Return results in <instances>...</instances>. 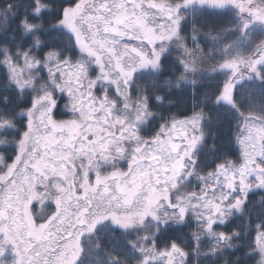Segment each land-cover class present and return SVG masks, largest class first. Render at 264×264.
Returning a JSON list of instances; mask_svg holds the SVG:
<instances>
[{"label":"rangeland","instance_id":"374dc122","mask_svg":"<svg viewBox=\"0 0 264 264\" xmlns=\"http://www.w3.org/2000/svg\"><path fill=\"white\" fill-rule=\"evenodd\" d=\"M89 1L94 0H81L67 8L66 15L80 33L86 48L85 51L77 48L79 60H68L74 71L78 65H83L82 74L76 71L82 88H77L74 83L69 85L66 76L52 77L43 69L29 70L21 61L23 55L12 59L14 65L24 68V79L32 80L31 87L26 86L23 91H33V98L49 95L52 99L44 100L33 110L31 121L25 112L27 125L31 123L32 127L30 130L27 127L26 138L24 133L17 144L14 161L0 167V264H35L36 260L43 264L41 257L51 243L52 234L58 236L57 230L67 227L72 209L78 206L77 200L83 203L85 197H91L93 188L111 185L113 191H132L128 188L132 184L137 193L150 200H159L165 208L167 201L163 197L169 195L173 203L180 201L190 206L198 202L197 197L211 200L215 195L229 191L223 188L222 177L221 185L217 186L218 174L227 171L235 173L238 179L239 170L245 164V150L250 157H257L264 151V133L259 127L264 119L250 116L239 121L237 144L241 159L223 164V169L216 166L206 173L198 170L196 165L204 139V123L201 125L198 115L186 119L171 118L156 137L142 138L140 132L149 114L146 101L133 97L140 93L132 92L131 86L139 74L156 71L151 66L139 68L138 57L150 53L153 43L157 50L164 46L167 51L178 44L179 36L171 42L160 43L161 36L170 35L176 28L172 21L177 17V5H181L178 13L181 17L185 9L202 7L198 3L183 7L184 1L171 5L159 0H134L131 4L123 0H106L109 13L101 23H96L88 18L92 8L86 4ZM240 2L246 8L243 13L235 7L229 8L239 16L242 37L228 47L223 62L259 57V54L247 57L244 48L251 44L253 32H264V20L256 16L258 10L264 14V5L259 0ZM132 4L134 6L130 7ZM60 28L75 41L74 34L66 26ZM261 45L263 42L259 48L264 51ZM181 59L194 61L193 55H179L178 61ZM8 60L6 57L5 66L10 77ZM57 63V60L48 61L50 66ZM130 69H134V76L128 77L125 83L123 72ZM220 72L224 74V81L227 80L228 71ZM242 72L244 82L249 81L246 66H242ZM62 100V111L70 114L68 119L59 121L51 109ZM153 160H159V165H150ZM258 163L264 164V159H258ZM247 179L254 184L256 177L251 175ZM239 187L237 184L233 197L240 194ZM189 211L187 223L197 228L195 235L210 239L212 248H228L205 232L201 223L191 216V208ZM235 214L238 213H232L229 219ZM171 226L176 225L167 227ZM109 228L114 226L106 229ZM137 229L140 238L154 230L151 225ZM88 238L85 235L84 242ZM256 256L257 264H264V257Z\"/></svg>","mask_w":264,"mask_h":264},{"label":"trees","instance_id":"16d2710c","mask_svg":"<svg viewBox=\"0 0 264 264\" xmlns=\"http://www.w3.org/2000/svg\"><path fill=\"white\" fill-rule=\"evenodd\" d=\"M81 0H77L78 4ZM171 5H177L184 0H159ZM19 6V14L26 17L17 27L15 23L6 22L0 16V97L7 96L8 102L0 100V167L12 163L17 155V144L27 129L25 112L31 108L33 91H19L11 82L9 72L5 66V58H18L31 49L30 55L39 58L35 46L36 38H40L57 47H64L56 36L63 41L72 38L61 28H55L60 20L63 10L71 6V0H40L43 7L39 15L33 11V0H11ZM264 5V0H259ZM4 0H0V5ZM182 34L179 35L177 45L169 48L162 58L163 67L156 72L141 73L132 83V92L140 93L133 97H140L146 101L149 119L142 127L140 136L152 139L160 133L161 128L171 118L186 119L195 116L193 111V97L191 81L200 84L199 90L211 89L218 91L224 81L218 65L227 55L228 47L242 37L239 31L240 19L237 12L232 9L220 11L208 8L185 9L182 13ZM26 24L39 25L31 32L24 26ZM197 37L193 41V36ZM251 44L244 48L247 57L261 54L260 44H264V32L258 30L251 34ZM73 44H75L72 38ZM197 49L192 55L196 66L195 72H184L178 61V56H187L184 47ZM198 46L203 48L201 54ZM192 55H188L189 57ZM80 53L71 56L65 48V58L69 61L79 60ZM216 68L215 74L210 70ZM181 74L185 79L180 80ZM155 81V87L150 83ZM264 84L258 80L246 81L237 87L236 98L240 102L239 114L230 106L206 105L203 133L204 139L197 155V168L203 173L212 171L216 166L229 162H238L241 152L237 144L239 121L245 116L264 119L260 109H248V92L255 98ZM147 92V95H145ZM155 95L163 97L162 103H157ZM198 98V97H197ZM59 107L54 111L56 120H65L69 112L62 111L63 100L57 102ZM209 113L211 119L209 120ZM215 144V150L213 145ZM250 200L243 215L235 214L226 225L216 226V231L238 232V237L231 240L233 247L218 249L212 248L210 239L194 235L197 228L193 224L171 226L164 228L157 234L156 243L164 248L175 240L187 253L188 264H257V256L252 253V240L259 231L257 225L264 222V203L259 202V196L264 193H250ZM249 217L251 222H249ZM138 229L123 230L109 228L101 229L98 235L88 238L85 244L84 264H138V253L129 245L128 241L140 243ZM247 233V235L245 234Z\"/></svg>","mask_w":264,"mask_h":264},{"label":"snow or ice","instance_id":"6c2138e0","mask_svg":"<svg viewBox=\"0 0 264 264\" xmlns=\"http://www.w3.org/2000/svg\"><path fill=\"white\" fill-rule=\"evenodd\" d=\"M77 0H71V3L75 5ZM194 3H198L202 8L207 6L212 9L225 11L230 6L239 9L243 13L246 8L240 0H184L183 7H188ZM33 11L36 15H39L41 8L40 0H33ZM181 5L176 6L177 17L172 22L176 25L174 31L168 36H161L160 43L163 44L164 40L171 42L172 39L177 38L182 34V22L184 17L178 15ZM68 9L63 10V14L55 28L66 26L71 33L74 34L75 44L72 42V38L60 40L59 36L53 39L59 41L64 47H57L40 38H36L35 46L39 52V58L30 55L31 49L24 52L21 57L23 65L29 70L31 69H43L46 74L55 76L68 77L67 83L72 85L73 83L77 88H82L83 85L80 82V77L76 75V71L81 74L84 71L83 65H78L76 70L69 65L68 59L65 58V48L68 50L71 56L76 54L77 48L80 51H85V44L80 39V33L77 32L73 24L66 19ZM0 16L6 22L15 23L19 27L26 17H21L19 14V6L13 4L11 0H4V3L0 5ZM257 19L264 20V14H261V10L256 13ZM29 32L33 28H38L39 25L26 24L24 25ZM247 25H245L246 27ZM197 37L193 36V41H196ZM264 47V45H261ZM200 53H203V48L198 46ZM164 46H160L159 49L155 47L151 48L150 53L141 54L138 57V67L145 68L151 66L154 71H159L163 67L162 58L166 52ZM197 49H190L184 47L186 55H192ZM134 55V54H133ZM57 60L58 63L55 66H50L48 61ZM179 63L182 66L184 72H195V62H189L181 59ZM242 66H246L249 81L258 80L261 84H264V52H262L258 58L244 59L236 58L227 60L218 65L220 71H228V79L222 82V86L218 91L211 89L199 90V85L196 80L191 81L192 84V97H193V113L200 117L201 125L204 120L202 114L206 111V105L220 106L227 105L235 110L238 114V110L241 109L240 102L236 98V90L239 85L245 81V75L242 72ZM8 67L11 70L10 79L16 85L17 89L21 92L25 87H31V78L24 79V68L14 65L12 58L9 57ZM63 68V70H61ZM216 68L210 70L215 74ZM95 73V68H93ZM134 76V69L123 72V79L127 83L128 77ZM46 78L48 76L46 75ZM183 74L180 76V80H184ZM93 83H95L93 81ZM155 87V81L150 82ZM59 87V85H57ZM72 94L71 87L69 88V95ZM147 95V92H145ZM198 97V98H197ZM52 99L49 95H43L39 98H33L31 108L27 110V118L31 121L33 117V110L40 105L44 100ZM154 99L157 103L163 102V97L155 95ZM4 103L8 102V97H0ZM248 109H260L264 113V90L253 98L251 91L247 95ZM59 107L56 103L55 107L51 111H55ZM211 115L209 113V120ZM29 130L32 125H27ZM261 133H264V123L259 125ZM27 133H25V138ZM243 145V141L240 142ZM264 145V141H262ZM215 150V144L213 145ZM245 164L239 170V178L235 173L229 174L227 171L218 174L217 186L221 185L223 188L228 189V192H221L219 195H215L211 200L204 196L197 197L196 203H192L190 206L187 203L177 201L173 203L171 196L163 197L167 201L165 208L164 204H161L159 200H150L146 198V195L142 196L135 191L132 184L128 185V190L113 191L112 186L108 185L102 188H93L91 197H85L83 203L77 200V207L72 209V214L67 221V227L58 229L59 235L53 233L51 236V243L45 249V255L41 257L43 264H84V254L86 251L84 244V236L98 235L101 229L113 227L116 229L127 232L130 229H136L144 225H151L153 232L141 237L142 243L137 244L133 241H128L131 248L135 253H138V264H188V253L175 241L172 240L170 244L164 248H159L156 243L157 234L160 233L169 224L176 226H183L186 224L191 216L195 220L201 223L204 231L210 236L215 237L218 242H223L227 247L231 248L233 245L230 243L234 236L238 237V232H217L216 226L226 225L229 222V216L232 213H239L243 215L248 206L250 200V193H264V164H259L258 159H264V151L257 154V157H250L247 150L244 151ZM253 165H256L253 167ZM218 168L223 169L224 165H218ZM158 172V169H154ZM255 175V183H250L247 179L248 176ZM237 184H239V195L232 196V193L237 192ZM215 192V188H213ZM259 202L264 203V195L259 196ZM71 207V205H70ZM165 208L163 213L161 209ZM199 209V211H197ZM171 210V211H169ZM227 210V211H226ZM249 222L251 218L249 217ZM259 231L254 235L252 240V253L259 254L264 257V222L257 225ZM247 235V233H245ZM195 235V234H194ZM59 241H64L60 244ZM219 246V245H218ZM39 256V253H37ZM48 257H51L50 259ZM32 264V262H30ZM35 264H41L40 260H36ZM115 264H119V258L115 259Z\"/></svg>","mask_w":264,"mask_h":264},{"label":"flooded vegetation","instance_id":"af4514ba","mask_svg":"<svg viewBox=\"0 0 264 264\" xmlns=\"http://www.w3.org/2000/svg\"><path fill=\"white\" fill-rule=\"evenodd\" d=\"M86 4L89 6V7H92L94 8L92 10V8H90V12L91 14L89 15V20L90 21H94L96 23H101L105 16L109 13V4L106 3V0H94V1H89L88 3L86 2ZM86 4L84 7H86ZM130 7H133L134 4L132 5H129ZM103 7H107V10L106 11H102L101 9Z\"/></svg>","mask_w":264,"mask_h":264},{"label":"water","instance_id":"95a60500","mask_svg":"<svg viewBox=\"0 0 264 264\" xmlns=\"http://www.w3.org/2000/svg\"><path fill=\"white\" fill-rule=\"evenodd\" d=\"M123 1L125 3H127V4H131V3H133L134 0H123ZM101 10L102 11H106L107 10V7H103ZM159 163H160L159 160H153L152 162H150V165L156 167V166L159 165Z\"/></svg>","mask_w":264,"mask_h":264}]
</instances>
